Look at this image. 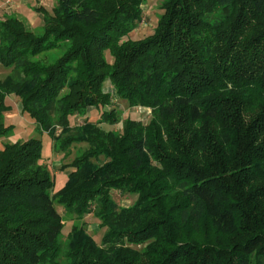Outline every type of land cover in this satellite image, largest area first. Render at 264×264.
<instances>
[{
    "label": "trees",
    "instance_id": "trees-1",
    "mask_svg": "<svg viewBox=\"0 0 264 264\" xmlns=\"http://www.w3.org/2000/svg\"><path fill=\"white\" fill-rule=\"evenodd\" d=\"M144 1L57 0L41 32L0 20V137L14 94L57 152L86 143L55 192L39 138L0 148V264H264V0H164L131 39ZM114 97L150 120L102 129ZM113 190L136 198L119 207ZM56 204L92 212L100 244L77 224L63 242Z\"/></svg>",
    "mask_w": 264,
    "mask_h": 264
},
{
    "label": "rangeland",
    "instance_id": "rangeland-1",
    "mask_svg": "<svg viewBox=\"0 0 264 264\" xmlns=\"http://www.w3.org/2000/svg\"><path fill=\"white\" fill-rule=\"evenodd\" d=\"M57 0H6L5 3L0 5V20H3L10 16L22 20L24 24L33 32H41L43 25V14L40 8L48 12H52V8L55 6ZM164 0H145L142 4L141 19L138 22L136 28H134L128 35L131 39H141L147 35L152 34L157 25V21L163 13ZM58 51H48L45 55L48 60H52L56 57ZM109 62H112V57L108 52L105 53ZM10 72L9 68L0 67V79H3ZM104 89L111 93H114L112 84L110 81L105 82ZM18 97L14 94H9L5 97V103L9 105V110L4 114L5 124H11L12 129L8 136L0 137V148L5 142L24 140L29 137H37L42 142V160L48 166L52 177L54 178L53 192L63 186L68 169H60V166L68 163L75 154L81 153L86 143H75L72 145L70 154L64 156L63 153L57 152L53 146L54 140L52 137L44 131L36 129L35 123L20 111V103H18ZM115 108L116 122L108 123L101 122L99 126L104 130L120 131L122 121L126 118H132L140 120L143 123H147L151 118V110L144 106L130 107L125 99L113 98L112 105L105 107L106 110ZM101 110L99 108H92L89 113L86 114V118L91 121L98 120ZM83 121V116L76 115L71 118L72 126H75ZM31 124H28V123ZM35 127L30 133L29 128ZM33 125V126H32ZM112 196L117 202L119 207L128 206L135 200V194L121 193L117 190L112 191ZM57 210L61 213L64 219V227L62 229L61 240L63 242L67 239V234L73 224H77L86 229L87 233L100 244V240L104 232L105 227L99 225L98 218L91 212L85 214L82 218H76L70 213L66 212L61 205L56 204ZM128 246L140 250L144 244L135 245L127 244ZM62 262V261H61Z\"/></svg>",
    "mask_w": 264,
    "mask_h": 264
},
{
    "label": "crops",
    "instance_id": "crops-1",
    "mask_svg": "<svg viewBox=\"0 0 264 264\" xmlns=\"http://www.w3.org/2000/svg\"><path fill=\"white\" fill-rule=\"evenodd\" d=\"M5 1H6V0H0V5L3 6V4L5 3ZM18 103H19V102H18ZM90 111H91V110H90ZM88 113H89V112H88ZM28 124H31V123L29 122ZM34 125H35V124H34ZM32 126H33V125H32ZM28 128H29V125H28ZM33 129H35L34 126H33L32 128L30 127V128H29V130H30L29 132L32 133L31 131H32Z\"/></svg>",
    "mask_w": 264,
    "mask_h": 264
}]
</instances>
